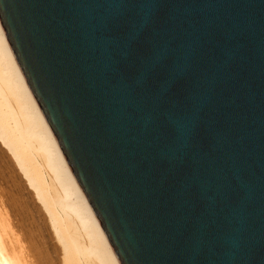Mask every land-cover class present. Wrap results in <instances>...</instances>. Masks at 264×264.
Segmentation results:
<instances>
[{"label": "water", "instance_id": "water-1", "mask_svg": "<svg viewBox=\"0 0 264 264\" xmlns=\"http://www.w3.org/2000/svg\"><path fill=\"white\" fill-rule=\"evenodd\" d=\"M0 24L119 264H264V0H0Z\"/></svg>", "mask_w": 264, "mask_h": 264}, {"label": "bare ground", "instance_id": "bare-ground-1", "mask_svg": "<svg viewBox=\"0 0 264 264\" xmlns=\"http://www.w3.org/2000/svg\"><path fill=\"white\" fill-rule=\"evenodd\" d=\"M0 264H119L1 24Z\"/></svg>", "mask_w": 264, "mask_h": 264}]
</instances>
